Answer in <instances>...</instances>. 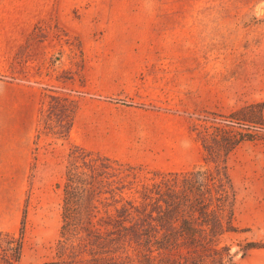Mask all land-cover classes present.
<instances>
[{
  "label": "rangeland",
  "instance_id": "374dc122",
  "mask_svg": "<svg viewBox=\"0 0 264 264\" xmlns=\"http://www.w3.org/2000/svg\"><path fill=\"white\" fill-rule=\"evenodd\" d=\"M98 1L61 0V23L36 26L48 41L12 52L0 35V264H96L106 251L82 233L73 254L59 253L72 146L118 161L100 160L103 181L140 188L202 163L200 134L211 142L229 131L253 137L225 157L235 231L218 237L207 263L264 264V247L247 246L264 244V0H196L205 22L169 42L107 35L115 29L95 15ZM256 105L263 124L247 127ZM106 200L94 220L116 214ZM218 214L224 224L227 209ZM5 236H20L19 260L1 247ZM155 253L133 243L101 264H154Z\"/></svg>",
  "mask_w": 264,
  "mask_h": 264
},
{
  "label": "trees",
  "instance_id": "16d2710c",
  "mask_svg": "<svg viewBox=\"0 0 264 264\" xmlns=\"http://www.w3.org/2000/svg\"><path fill=\"white\" fill-rule=\"evenodd\" d=\"M256 106L259 111L246 120L247 127L263 124L262 108ZM205 134L198 136L206 152L202 163L187 171L157 173L161 176L160 181L140 188L131 181H125L123 185L103 181L104 176L96 171L100 165L105 168L101 161H118L79 145L72 146L61 188L59 253L73 254V243L84 233L89 234V246L106 250L95 255L96 264H101L102 258L107 260L117 250L127 251L129 244L133 243L149 252L155 251L154 264H209L207 258L210 262L215 261L208 250L217 245L223 232L235 231L231 222L233 190L226 172L225 157L238 143L251 139L253 135L229 131L223 134L224 137H214L208 142L209 135ZM92 154L94 158L90 157ZM208 162L213 163L211 168L206 165ZM103 197L107 198L103 201V208L108 210L112 207L116 214L94 220L92 211L98 209L96 202L100 203ZM226 209L227 218L223 224L218 213ZM1 244L12 258L20 259V236H5ZM247 246L264 247V244L250 242ZM182 249L193 253L185 255Z\"/></svg>",
  "mask_w": 264,
  "mask_h": 264
},
{
  "label": "crops",
  "instance_id": "0c3cea01",
  "mask_svg": "<svg viewBox=\"0 0 264 264\" xmlns=\"http://www.w3.org/2000/svg\"><path fill=\"white\" fill-rule=\"evenodd\" d=\"M106 1H98L95 15L102 23L109 20L115 30L107 35L116 40L169 42L187 36L189 26L205 22L196 0H116L112 6ZM61 15V0H0V35L12 43V52L19 43L48 41L49 36L35 32L36 26L60 24Z\"/></svg>",
  "mask_w": 264,
  "mask_h": 264
},
{
  "label": "bare ground",
  "instance_id": "6f19581e",
  "mask_svg": "<svg viewBox=\"0 0 264 264\" xmlns=\"http://www.w3.org/2000/svg\"><path fill=\"white\" fill-rule=\"evenodd\" d=\"M260 9H263V8H260ZM262 13V12H261Z\"/></svg>",
  "mask_w": 264,
  "mask_h": 264
},
{
  "label": "water",
  "instance_id": "95a60500",
  "mask_svg": "<svg viewBox=\"0 0 264 264\" xmlns=\"http://www.w3.org/2000/svg\"><path fill=\"white\" fill-rule=\"evenodd\" d=\"M234 253H236V252H234ZM234 253H233V254H234Z\"/></svg>",
  "mask_w": 264,
  "mask_h": 264
}]
</instances>
